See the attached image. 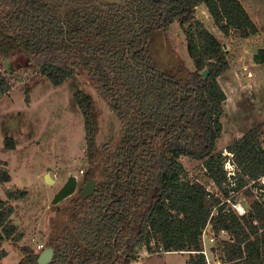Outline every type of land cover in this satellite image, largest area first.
I'll return each mask as SVG.
<instances>
[{
    "label": "trees",
    "instance_id": "obj_1",
    "mask_svg": "<svg viewBox=\"0 0 264 264\" xmlns=\"http://www.w3.org/2000/svg\"><path fill=\"white\" fill-rule=\"evenodd\" d=\"M60 3L0 0V94L11 89L1 61L15 55L55 85L84 73L119 116L123 135L99 177L96 102L84 90L74 92L89 164L82 184L96 178L97 186L87 198L81 187L63 208L69 217L49 234L45 248L53 247L54 256L48 264H124L144 247L189 252L188 264H209L203 253L207 228L220 264H264V122L226 152L217 151L227 99L218 78L230 64L221 41L196 16L204 4L226 36L235 29L247 38L259 28L242 1L91 0L69 12ZM176 21L185 30L194 69L185 63L161 69L152 52ZM253 59L264 64V47ZM5 145L15 148L14 139L7 137ZM182 156L202 161L200 173L192 174ZM10 181L0 162V187ZM244 192L250 193L249 209L240 214L232 204ZM27 194L11 187L7 200L0 197V264L8 255L5 242L24 236L9 200ZM22 252L17 264H38L40 251L26 245Z\"/></svg>",
    "mask_w": 264,
    "mask_h": 264
},
{
    "label": "rangeland",
    "instance_id": "obj_2",
    "mask_svg": "<svg viewBox=\"0 0 264 264\" xmlns=\"http://www.w3.org/2000/svg\"><path fill=\"white\" fill-rule=\"evenodd\" d=\"M241 1L259 28L257 34L247 38L241 37L235 29L226 36L215 25L206 5H199L196 10L197 18L221 41L230 64L229 69L218 78L227 99L221 116L223 132L217 141V151L226 152L235 139L264 122V64L255 63L253 59L256 51L264 47V0ZM60 4L65 12H69L91 4V0H61ZM152 52L161 69L178 70L184 63L191 69L195 68L187 49L185 30L178 21L171 25L167 35L161 33L158 36L152 45ZM23 63L19 55L1 61V69L6 72L11 89L8 93L0 94V162L6 163L11 181L0 187V197L7 200L6 190L11 187L28 191L25 198L9 200L16 209L14 222L24 236L18 242H5L8 255L3 264H17L23 257L22 247L26 245L42 252L53 226H60L69 217L68 211L63 208L69 204L72 195L57 204H53L52 199L71 173L79 176V184L73 195L83 187V171L89 165L86 130L74 92L84 90L96 102L99 163L103 166L99 170V177L106 170L105 164L113 145L123 135L119 116L84 73L55 85L32 63L29 67L23 66ZM12 67L15 68L14 72L11 71ZM7 137L14 139L15 148L5 145ZM180 159L192 174L200 173L202 161L189 156ZM48 172L55 179L54 183H47ZM249 194L244 192L233 200L232 205L237 212L245 213L249 209ZM212 235L211 228H207L203 237L204 246L210 264H220L219 256L212 252L215 245V240H210ZM189 257V252L159 253L145 256L142 264H188Z\"/></svg>",
    "mask_w": 264,
    "mask_h": 264
},
{
    "label": "water",
    "instance_id": "obj_3",
    "mask_svg": "<svg viewBox=\"0 0 264 264\" xmlns=\"http://www.w3.org/2000/svg\"><path fill=\"white\" fill-rule=\"evenodd\" d=\"M204 76L207 77L209 74V70H204ZM47 183H54L55 179L51 176L50 172L46 174ZM79 184V176L71 173L67 179V181L61 186V188L55 193L54 198L52 199L53 204H57L63 199L73 195L76 191L77 186ZM97 186V179L92 178L90 179L85 185L82 187V196L83 198L89 197L96 189ZM54 256V248L47 247L45 248L39 258L38 264H48L52 261Z\"/></svg>",
    "mask_w": 264,
    "mask_h": 264
},
{
    "label": "built area",
    "instance_id": "obj_4",
    "mask_svg": "<svg viewBox=\"0 0 264 264\" xmlns=\"http://www.w3.org/2000/svg\"><path fill=\"white\" fill-rule=\"evenodd\" d=\"M227 168L233 169V165L229 162L227 164ZM240 214H243V213H240ZM205 234H206V231L204 232L203 237L205 236ZM203 240H204V238H203ZM210 240L211 241H214L215 240L214 235L210 236ZM152 245H154V243H152ZM174 252H178V251H169V250H165L164 248L150 250L149 248L144 247V249L142 251H140L136 256L130 257L129 259H127L124 264H142L145 256H148L149 257V256H152L154 254H159V253H174ZM203 253L206 255L207 260H208V263L210 264L209 257H208V251L206 250V247L205 246H204Z\"/></svg>",
    "mask_w": 264,
    "mask_h": 264
},
{
    "label": "crops",
    "instance_id": "obj_5",
    "mask_svg": "<svg viewBox=\"0 0 264 264\" xmlns=\"http://www.w3.org/2000/svg\"><path fill=\"white\" fill-rule=\"evenodd\" d=\"M199 7V6H198Z\"/></svg>",
    "mask_w": 264,
    "mask_h": 264
}]
</instances>
